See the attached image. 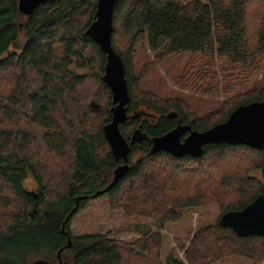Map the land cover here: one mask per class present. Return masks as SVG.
Returning <instances> with one entry per match:
<instances>
[{"label":"trees","instance_id":"obj_1","mask_svg":"<svg viewBox=\"0 0 264 264\" xmlns=\"http://www.w3.org/2000/svg\"><path fill=\"white\" fill-rule=\"evenodd\" d=\"M18 1L0 0V264L58 262L62 249L68 264H153L160 232L142 230V237L129 241L71 232L72 217L125 163L127 172L105 193L112 209L150 217L159 230L192 207L214 202L224 213L264 194V148L212 143L199 157L151 152L152 138L178 123L206 130L238 106L264 100V87L250 88L264 70V0L116 1L112 44L124 61L130 93V117L120 124L130 147L126 162L112 153L104 133L113 105L103 80L106 54L86 33L98 0H46L29 15ZM141 39L153 63L167 71L180 54L190 53L176 79L179 88L229 97L197 115L184 98L141 91L135 73ZM90 73L99 79L93 91L87 90ZM96 101L99 111L91 106ZM141 106L157 113L155 121L140 122ZM248 163L261 169L262 178L248 173ZM30 178L37 197L27 188ZM224 246L257 259L264 237H243L220 223L203 226L186 257L205 264Z\"/></svg>","mask_w":264,"mask_h":264},{"label":"rangeland","instance_id":"obj_2","mask_svg":"<svg viewBox=\"0 0 264 264\" xmlns=\"http://www.w3.org/2000/svg\"><path fill=\"white\" fill-rule=\"evenodd\" d=\"M190 59L191 55L189 52L180 54L175 67L171 71H167L160 64L153 63V54L150 52L146 42L141 39L137 43L135 60V73L140 77L139 89L141 91H151L161 98H184L191 104L197 115H203L212 109L219 108L229 96L224 95L222 92L215 95L200 94L188 89H181L176 85L178 75L183 71ZM75 71L80 72V69ZM96 75L95 73L89 74L86 84L91 86L90 89H87L88 91H93L95 86L98 85L99 79L96 78ZM255 87H264V70L259 72L252 80L250 88ZM136 112H145L144 116L139 118L140 122L143 119L153 122L157 117L155 111L145 106L139 107ZM89 117L90 119L95 118L93 115ZM126 128L131 135L134 130L133 125H128ZM248 167V173L251 176L262 178L260 168L253 167L249 163ZM26 185L37 197L39 190L35 181L30 178L27 180ZM29 211L31 212L32 208ZM222 214L217 203L209 202L202 206L185 210V215L182 218L178 221L166 222L164 228L159 230L155 227L154 221L150 217L128 216L123 210L112 209L108 194H102L86 202L83 208L72 217L70 228L73 235L104 233L110 238L125 241L142 237L144 235L141 232L142 230L160 232L163 235V241L160 251L154 256L153 264H191L187 260L186 249L191 245L196 232L203 226H215L219 223ZM234 247L224 246L223 251L218 256H208L211 258H208V262L205 264H264V253H258L257 256L259 257L254 259L236 253L237 250ZM35 257L31 256L30 260H34Z\"/></svg>","mask_w":264,"mask_h":264},{"label":"water","instance_id":"obj_3","mask_svg":"<svg viewBox=\"0 0 264 264\" xmlns=\"http://www.w3.org/2000/svg\"><path fill=\"white\" fill-rule=\"evenodd\" d=\"M46 0H19L18 8L21 13L31 14L34 9ZM117 0H98L94 20L89 25L86 33L106 54L103 80L112 91V120L104 126V133L110 144L112 153L119 159H128L129 143L123 136L120 124L130 117L127 112V104L130 101V93L126 79V70L121 55L112 44L113 13ZM91 106L100 110L101 106L92 102ZM133 136L134 140L137 136ZM142 137L146 134L142 133ZM212 143H227L230 145H247L253 148H264V100L252 101L235 108L229 117L206 130H195L189 124H181L172 130L152 138L151 152L165 151L180 157L192 155L199 157L203 153L205 145ZM128 170V164L120 165L114 172L111 183L93 195L92 198L105 194ZM88 196H84L86 199ZM36 209H34L35 211ZM219 223L230 227L240 236L247 237L257 235L264 237V194L258 195L245 207L239 210L224 212ZM71 238H69L70 246ZM59 251L58 262L45 258H38L28 264H68L61 257Z\"/></svg>","mask_w":264,"mask_h":264}]
</instances>
